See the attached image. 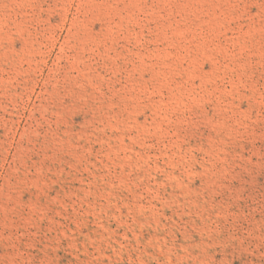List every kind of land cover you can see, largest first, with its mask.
I'll use <instances>...</instances> for the list:
<instances>
[{"label":"rangeland","instance_id":"1","mask_svg":"<svg viewBox=\"0 0 264 264\" xmlns=\"http://www.w3.org/2000/svg\"><path fill=\"white\" fill-rule=\"evenodd\" d=\"M0 264H264V0H0Z\"/></svg>","mask_w":264,"mask_h":264}]
</instances>
